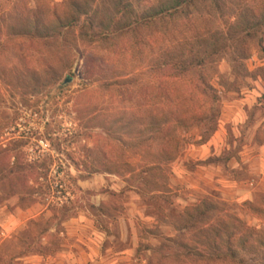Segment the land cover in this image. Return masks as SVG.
I'll return each mask as SVG.
<instances>
[{"label": "rangeland", "instance_id": "1", "mask_svg": "<svg viewBox=\"0 0 264 264\" xmlns=\"http://www.w3.org/2000/svg\"><path fill=\"white\" fill-rule=\"evenodd\" d=\"M19 1L0 0V145L22 139L26 158L50 155L53 165L49 197L30 206L0 183V264H264V249L240 251L236 261L209 259L205 249L197 261L181 247L195 244L193 234L177 230L186 207L208 201L217 207L210 223L238 218L264 231V80L237 76L224 54L207 71L218 96L214 131L199 126L175 139H151L143 125L142 136L118 132L119 117L135 110L123 93H154L156 50L113 59L105 45L85 44L78 27L50 41L14 36ZM69 1L24 0L40 14ZM88 1L105 19L109 0ZM256 41L251 72L264 66ZM88 58L106 59L103 77L86 74ZM102 152L118 173L92 175L72 161L89 157L91 166Z\"/></svg>", "mask_w": 264, "mask_h": 264}, {"label": "trees", "instance_id": "2", "mask_svg": "<svg viewBox=\"0 0 264 264\" xmlns=\"http://www.w3.org/2000/svg\"><path fill=\"white\" fill-rule=\"evenodd\" d=\"M108 10L105 19H99L98 11L93 12L88 0H71L61 12L40 14L21 0L15 11L16 23L9 28L20 38L50 41L63 34V29L78 27L85 44L105 45L107 56L113 59L134 51L156 50L154 93H123V102L135 110L130 117H119L118 132L142 136V130L136 128L143 125L152 132L151 139H175L178 132L199 126L214 131L218 96L207 71L224 54L230 55L232 71L237 76H260L264 80V66L253 72L246 66L253 54L252 40L257 39L255 50L264 59V0H109ZM82 16L88 19L80 26ZM106 62L105 59L97 64L88 58L86 74L103 77ZM150 100L154 101V109L150 108ZM144 106L147 108L142 110ZM75 110L76 119L84 124L85 114L81 109ZM22 144V139H11L0 145V183H7L10 193L19 195V202L30 206L49 197L48 176L53 160L45 154L44 158H26L20 149ZM101 154L95 155L91 166L89 157L81 158L80 163L72 157V161L78 168H93L92 175L118 173L119 162ZM216 209L214 204L201 201L179 215L177 230L193 234L195 242L191 245L182 241L186 254L200 261L206 257L207 249L211 251L209 259L236 261L240 251L264 249V231L238 218L210 223Z\"/></svg>", "mask_w": 264, "mask_h": 264}, {"label": "water", "instance_id": "3", "mask_svg": "<svg viewBox=\"0 0 264 264\" xmlns=\"http://www.w3.org/2000/svg\"><path fill=\"white\" fill-rule=\"evenodd\" d=\"M71 81H72V78H71V77H67V78L63 81L62 85H66V84L70 83Z\"/></svg>", "mask_w": 264, "mask_h": 264}]
</instances>
